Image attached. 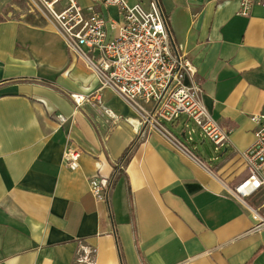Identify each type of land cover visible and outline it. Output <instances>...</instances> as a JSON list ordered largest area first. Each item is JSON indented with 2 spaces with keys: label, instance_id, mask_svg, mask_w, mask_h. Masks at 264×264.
Here are the masks:
<instances>
[{
  "label": "crops",
  "instance_id": "obj_1",
  "mask_svg": "<svg viewBox=\"0 0 264 264\" xmlns=\"http://www.w3.org/2000/svg\"><path fill=\"white\" fill-rule=\"evenodd\" d=\"M77 1L118 19L115 7ZM8 3L0 0V264H264L253 218L264 213V188L247 204L233 192L248 175L251 118L264 114V0L249 15L243 0H160L206 107L230 132L208 159L102 87L49 15ZM74 93L91 98L78 106ZM70 146L81 151L76 170ZM97 175L113 182L107 201L91 192ZM84 247L93 263L78 260Z\"/></svg>",
  "mask_w": 264,
  "mask_h": 264
},
{
  "label": "built area",
  "instance_id": "obj_2",
  "mask_svg": "<svg viewBox=\"0 0 264 264\" xmlns=\"http://www.w3.org/2000/svg\"><path fill=\"white\" fill-rule=\"evenodd\" d=\"M62 1L34 3L44 5L68 49L85 60L102 87L119 93L142 112L145 123L168 137L174 135L165 122L179 123L181 117L187 116L213 143L216 154L221 152L230 141V132L221 127L206 107L203 88L195 79L196 69L183 47L174 41L160 0H150L147 6L141 2L130 5L128 0H97L107 8H117L118 19L111 21L96 5L83 6L77 0L61 5ZM253 3L254 0H243L240 14L249 15ZM71 97L78 106L89 100V95L84 94L74 93ZM97 100L101 103L100 97ZM251 119L256 130L254 144L244 153L248 175L233 189L245 204L264 188V114ZM59 120L66 118L60 115ZM184 134L187 137L186 130ZM80 158V150L68 147L65 159L70 169L79 168ZM90 185L97 200H108L111 179L97 175ZM253 218L254 229H264V213L254 210ZM83 250L86 254L78 260L93 263L92 250Z\"/></svg>",
  "mask_w": 264,
  "mask_h": 264
},
{
  "label": "rangeland",
  "instance_id": "obj_3",
  "mask_svg": "<svg viewBox=\"0 0 264 264\" xmlns=\"http://www.w3.org/2000/svg\"><path fill=\"white\" fill-rule=\"evenodd\" d=\"M134 2H130V5H133ZM9 6L8 7H13V4H16L21 12L23 13H28V15L32 18L38 17L36 19H43L46 17V14H48L47 9L44 7L43 4L40 2L38 4L34 3L32 0H14L10 1L9 0ZM67 4V0H63L61 5ZM35 19V18H34ZM110 30V28H109ZM96 74V73H95ZM91 98V95L89 96ZM165 126L175 135L177 136L180 140L183 141H188L187 138H192L191 141L195 140L196 142L199 143L200 148L203 151H206V158L218 156L216 152L214 151V148L211 146L210 142L208 139L203 138L200 136V130L198 129L197 125L192 119H188L187 116H183L180 118V122H165ZM185 130L187 132V137L183 135L185 133ZM194 130V131H193ZM193 131V132H189ZM209 162H207L208 164ZM210 164V163H209Z\"/></svg>",
  "mask_w": 264,
  "mask_h": 264
},
{
  "label": "water",
  "instance_id": "obj_4",
  "mask_svg": "<svg viewBox=\"0 0 264 264\" xmlns=\"http://www.w3.org/2000/svg\"><path fill=\"white\" fill-rule=\"evenodd\" d=\"M185 136V134H183Z\"/></svg>",
  "mask_w": 264,
  "mask_h": 264
}]
</instances>
